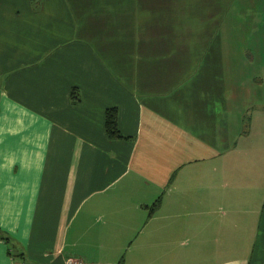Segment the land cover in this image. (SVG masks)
<instances>
[{
    "label": "crops",
    "instance_id": "0c3cea01",
    "mask_svg": "<svg viewBox=\"0 0 264 264\" xmlns=\"http://www.w3.org/2000/svg\"><path fill=\"white\" fill-rule=\"evenodd\" d=\"M261 35L264 0H0V264H264L254 87L209 52Z\"/></svg>",
    "mask_w": 264,
    "mask_h": 264
},
{
    "label": "rangeland",
    "instance_id": "374dc122",
    "mask_svg": "<svg viewBox=\"0 0 264 264\" xmlns=\"http://www.w3.org/2000/svg\"><path fill=\"white\" fill-rule=\"evenodd\" d=\"M241 9V7L238 8L240 11ZM252 37L254 39H247L242 44L234 42L232 44H217L209 46V52H215V62L218 64L219 69H222L221 65L226 63L245 65L244 68H239L234 72V80H236V83L243 80L246 82V86H252L255 90L259 89V92L261 93L260 90L264 89V40H257V38H263L264 35L257 38L254 36ZM254 89L246 90V92L243 93V100L248 102L247 110H245V125L247 126L250 135L248 138L250 139L248 150L250 152L261 151L262 153H258L259 157L253 158L252 154H250L249 163L247 164L249 176H246L245 179L248 180L250 186L257 188V191L260 193L261 188L264 185V162L263 164L258 162L260 159H264L261 158V156H264V108L262 110L257 107L256 99L258 96H256ZM258 102L259 105L264 106V98L262 99V95ZM258 110H262V112H259ZM245 125L242 126L243 129L246 128ZM261 135L263 136L262 140L254 139L255 136ZM253 160H256L254 165L250 163ZM257 165H259V171ZM257 173H259V176L256 177ZM235 177L238 176L234 175V178ZM242 180L244 181V179Z\"/></svg>",
    "mask_w": 264,
    "mask_h": 264
},
{
    "label": "trees",
    "instance_id": "16d2710c",
    "mask_svg": "<svg viewBox=\"0 0 264 264\" xmlns=\"http://www.w3.org/2000/svg\"><path fill=\"white\" fill-rule=\"evenodd\" d=\"M70 101L75 103L78 101V93L75 90L70 91ZM104 133L108 139H122L123 137L117 130L116 127V109L110 108L104 111ZM158 199L155 200L151 206L150 212H153L156 208ZM116 264H122V260L118 261Z\"/></svg>",
    "mask_w": 264,
    "mask_h": 264
},
{
    "label": "built area",
    "instance_id": "2783aa9c",
    "mask_svg": "<svg viewBox=\"0 0 264 264\" xmlns=\"http://www.w3.org/2000/svg\"><path fill=\"white\" fill-rule=\"evenodd\" d=\"M14 264H20V263H14ZM64 264H84L81 260L75 259V258H67L64 261Z\"/></svg>",
    "mask_w": 264,
    "mask_h": 264
}]
</instances>
